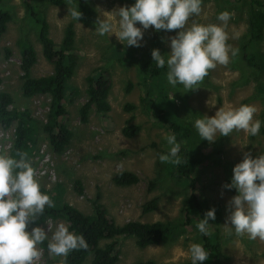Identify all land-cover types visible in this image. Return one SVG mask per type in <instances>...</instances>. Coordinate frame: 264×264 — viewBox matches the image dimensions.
Listing matches in <instances>:
<instances>
[{
  "label": "rangeland",
  "instance_id": "374dc122",
  "mask_svg": "<svg viewBox=\"0 0 264 264\" xmlns=\"http://www.w3.org/2000/svg\"><path fill=\"white\" fill-rule=\"evenodd\" d=\"M77 2L82 13L79 23L72 20L68 7ZM133 0H61L54 4L47 1H35L36 10L45 15L48 22V36L58 44L63 38L64 28L72 24L74 31L73 47L77 65L68 80L66 89V113L62 122L72 130L68 147L61 154L53 152L48 145L46 133L41 123L46 122L49 109L48 94H35L26 98L22 94V70L20 69V46L18 40L30 42L35 50L36 60L29 69V75L39 77L52 72L53 65L44 56L36 33V25L25 13L23 0H2L0 7L6 6L12 17L6 23V29L0 37V91L6 92L12 99L8 108H27L36 120L35 138L31 154L27 159L36 173L41 188L50 196L54 207L68 203L84 214L93 212L91 200L99 194L106 214L116 224L129 220L151 222L155 220L184 222L185 206L191 179L200 200L206 205L217 204L221 209L218 224H211L210 230L217 229L221 256L215 259L219 264H264V241L248 240L246 236L226 235L227 226L223 225L230 211L228 202L235 189H225L223 185L230 181L232 167L244 152L253 156L264 152V135L259 131L256 137H249L243 131H233L227 136L218 137L209 143L200 140L191 125L194 115H214L219 108H234L249 104L256 108L254 119L261 122L264 110V67L258 70L247 65L243 55L257 51L264 58V30L259 42L252 43L243 50L246 42L249 5L246 0H202L201 13L194 19L198 23H218L216 15L220 11L231 13L226 27L227 43L238 48L237 57L230 59L228 65H217L209 70L200 87L188 92L180 86L173 88L166 81V71L161 72L160 80H154L143 95L139 84L138 69L133 60H150L151 50L158 48L166 53L169 38L177 30L170 32L153 31L151 27L143 30V40L139 47H126L116 40L115 35L97 36L94 21L101 12H111L121 6H127ZM5 8V9H6ZM264 11V9H263ZM139 26V25H137ZM10 54L6 55V49ZM96 66L104 67L109 74L110 88L106 100L110 110L104 115L92 108L86 123L79 119L78 108L85 100V76ZM128 83L131 87L126 90ZM79 90L76 93L75 90ZM146 96V97H145ZM145 97L144 100L141 98ZM149 99L166 112L170 122L189 123L192 138H179L178 156L186 174L176 172L178 164L161 163L158 155L167 150L162 139L170 133L145 107ZM131 104L133 108L127 107ZM132 116L128 123V118ZM134 124L137 130L132 136L121 133L125 124ZM15 121L7 129L0 127V153L12 154V141ZM247 143V144H246ZM246 144L244 146H241ZM191 160L197 161L192 163ZM120 170L135 173L139 180L131 185H116L112 175ZM79 179L82 194L76 192L74 180ZM150 182L154 186L150 187ZM157 198L156 206L148 212H142L141 205L151 198ZM190 223L178 227L173 237L157 244L139 247L133 237L118 236L119 253L115 264H137L147 259L157 264H190L187 248L198 243L199 233L194 214L190 213ZM53 227L57 223L68 222L64 218L45 219ZM47 229L45 221L36 224ZM68 225V224H67ZM33 224H29L30 229ZM42 255L36 264H63L62 258L49 259L47 251L40 245ZM90 256L82 264H89Z\"/></svg>",
  "mask_w": 264,
  "mask_h": 264
},
{
  "label": "clouds",
  "instance_id": "9594fccd",
  "mask_svg": "<svg viewBox=\"0 0 264 264\" xmlns=\"http://www.w3.org/2000/svg\"><path fill=\"white\" fill-rule=\"evenodd\" d=\"M201 3L202 0H133L130 5L101 12L94 21L93 31L107 39L114 34L126 47H139L143 30L149 27L153 31L177 30L169 38L170 51L162 54L158 48H153L150 55L157 69H166L167 84L173 88L180 86L181 92L186 93L200 87L209 70L217 65H228L239 51L227 43L225 29L231 19L230 12H218V23H198L191 19L200 15ZM68 14L79 23L82 13L77 2L68 7ZM256 111L249 104L227 109L219 107L211 116L194 115L191 125L200 140L209 143L233 131L256 137L261 128V122L254 119ZM162 139L167 150L158 155L160 162L181 163L175 135L166 133ZM223 187L235 189L223 224L227 226L226 235L264 241V152L255 156L244 152L232 167L230 181ZM46 207H53V201L41 191L26 154L20 151L14 155L0 153V264H36L42 255L39 246L45 243L52 260L66 258L75 250L87 249L84 237L70 231L65 223L53 227L44 220L47 229L33 223L39 220ZM214 219L215 209L209 208L195 224L198 233L207 236L209 221ZM29 224H33L30 229ZM187 252L190 264H201L209 257V251L201 243L189 244Z\"/></svg>",
  "mask_w": 264,
  "mask_h": 264
},
{
  "label": "trees",
  "instance_id": "16d2710c",
  "mask_svg": "<svg viewBox=\"0 0 264 264\" xmlns=\"http://www.w3.org/2000/svg\"><path fill=\"white\" fill-rule=\"evenodd\" d=\"M35 1H47L50 3H60L61 0H23L25 13L31 18L36 25V33L42 47L44 56L51 61L53 70L51 73L39 77H32L29 75V69L34 64L35 50L28 41L23 39L18 40L20 46V69L22 70L23 82L22 94L24 97L29 98L35 94H48L49 96V109L47 112V120L41 123L42 130L46 133L48 145L56 154H61L68 147L72 137V130L62 122L63 116L66 113L65 99L68 80L72 76L76 68V54L73 47L74 31L72 24L68 23L64 28V34L61 41L56 44L48 36V22L45 15L36 10L34 6ZM249 5L248 15V28L246 35V42L243 44V50L252 44L259 42L263 37L264 30V0H246ZM2 0H0V4ZM0 7V37L6 29V23L10 21L12 14L6 8ZM243 59L248 66L262 70L264 67V58L253 51L250 54L243 52ZM10 54L9 49H6V55ZM138 69L139 84L142 85L144 90L143 95L148 93V89L152 82L160 80L161 72L166 69H157L154 61L150 60H133ZM1 81V79H0ZM86 87L84 89L85 100L78 108L79 119L82 123L88 120L89 112L94 108L95 112L105 114L110 110L106 97L110 88V78L108 71L102 66L94 67L89 74L85 76ZM131 87L128 83L126 90ZM264 91V87L260 88ZM79 93V90H75ZM146 97V96H145ZM145 97L141 98L142 100ZM149 99L150 104L145 103V107L150 115L158 119L170 133L178 136L179 138H192L188 132H193L189 123L177 124L170 122L165 115V111L158 104H153ZM12 104L10 95L6 92L0 91V127L7 129L14 124L12 152L17 151L26 154L32 151V145L28 146L27 143L34 144L35 128L34 123L36 120L30 115L27 108H8ZM127 107L133 108L131 104ZM260 133L264 135V110L262 111ZM132 116L128 118V123L131 121ZM137 130L134 124H125L121 128V133L130 137ZM192 163L197 161L191 160ZM179 163L176 167V172L186 174L182 171ZM139 177L128 170H120L112 175V181L116 185H131L138 182ZM76 192L82 194V185L79 179L74 180ZM154 184L150 182L152 188ZM41 191H44L41 188ZM45 192V191H44ZM157 198L153 197L141 205L142 212H148L155 208ZM93 212L91 214H84L76 207L62 203L59 207L45 208L44 213L40 216L38 221L34 224H40L45 219L51 218H64L68 223L69 230L80 234L86 240L87 249H80L72 251L66 258H62L63 264H82V262L90 256L89 264H115L118 260V236L133 237L135 244L139 247H146L150 244H157L164 239L173 237L177 232L178 227L190 223V213L194 214V219L198 222L203 218L206 210L209 208L215 209V219L209 221L208 227L213 224H218L221 218V209L217 204L210 205L204 204L197 195L195 188V181L191 179L189 195L185 206L183 207L184 222L174 223L172 221L155 220L151 222H140L137 220H129L122 224H116L105 211L103 204L99 201V194L96 193L95 198L91 200ZM198 243H201L207 251L209 257L201 264H219L215 259L221 256V247L218 241L217 229H209L207 236L199 234ZM46 249V243L41 244ZM137 264H157L152 259H147Z\"/></svg>",
  "mask_w": 264,
  "mask_h": 264
}]
</instances>
